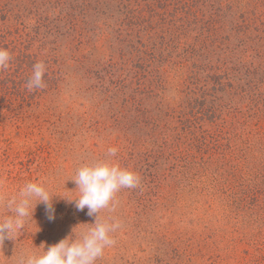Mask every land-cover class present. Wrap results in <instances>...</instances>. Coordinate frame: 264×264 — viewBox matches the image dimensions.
Here are the masks:
<instances>
[{"label": "rangeland", "instance_id": "obj_1", "mask_svg": "<svg viewBox=\"0 0 264 264\" xmlns=\"http://www.w3.org/2000/svg\"><path fill=\"white\" fill-rule=\"evenodd\" d=\"M11 11L0 16V42H13L7 46L10 65L0 69V197L14 195L28 181L44 182L56 197L53 220L37 204L22 234L0 244V264H14L21 249L39 252L44 245L46 250L72 228L79 233L94 222L87 209L78 211L68 201L79 195L72 179L84 164L110 161L111 147L128 158V143L111 119L122 110L123 98L135 96L149 110L158 94L166 104L181 100L175 79L163 93L156 89V98L148 96L147 76L138 88L128 73V63L138 58L128 50L124 57L119 54L117 25L103 16L95 23L80 0H15ZM38 61L46 66V86L30 92L26 82ZM116 63V76L124 80L120 92L105 76ZM98 78L111 90L108 99ZM257 78L263 81L264 69ZM222 97L224 105L229 103L230 96ZM244 102L240 106L247 111ZM241 125L216 148L191 150L198 165L175 166L174 157L184 158L190 135L178 143L169 140L171 147H180L173 158L165 149L163 157L142 163L148 167L141 173L154 177L144 186L151 191L150 203L137 215L116 218L122 225L113 233L116 242L96 264H264V117ZM203 128L212 127L205 122ZM143 152L140 145L135 148L137 156ZM6 215L0 206V220Z\"/></svg>", "mask_w": 264, "mask_h": 264}, {"label": "trees", "instance_id": "obj_2", "mask_svg": "<svg viewBox=\"0 0 264 264\" xmlns=\"http://www.w3.org/2000/svg\"><path fill=\"white\" fill-rule=\"evenodd\" d=\"M14 1L0 0V16L13 14ZM80 1L84 14L95 17V23L103 16L113 26L117 25L119 54L124 57L128 50L138 58L128 63L132 67L128 73L138 88L144 85L147 76L148 96L156 98V89L163 93L171 84L170 79L178 80L175 93L181 96L180 102L175 104L173 99L166 104L167 98H159L158 94L155 108L149 110L141 100L128 95L123 98L122 110L111 116L115 128L128 143L129 154L126 158L117 151L114 157H109L110 161L118 162L144 179L141 186L116 193L119 210L101 213L115 219L126 213L137 215L139 208H146L150 203L151 191L144 186L148 184L147 179H154L150 173H141L144 165L148 167L142 163L152 156L163 157L165 149L170 150V155L167 154L170 158L178 154L180 147H171L169 140L178 143L190 135L185 141L184 158L174 157L175 166L198 165L191 150L214 149L219 141L229 140L241 122L242 128L250 119L261 121L264 117V79L257 78L264 69V0ZM75 28L73 23L71 29ZM3 43L0 42V47L7 48L13 42L4 39ZM116 67L117 63L111 66L114 71H108L105 76L115 79L110 84L117 90L124 80L120 74L116 76ZM99 81L108 99L111 90L104 88V78ZM223 94L230 96L225 105ZM243 101L247 111L240 106ZM205 122L212 127L210 130L203 128ZM131 128L141 135L131 136L134 135ZM139 145L144 152L137 156L135 148Z\"/></svg>", "mask_w": 264, "mask_h": 264}, {"label": "clouds", "instance_id": "obj_3", "mask_svg": "<svg viewBox=\"0 0 264 264\" xmlns=\"http://www.w3.org/2000/svg\"><path fill=\"white\" fill-rule=\"evenodd\" d=\"M12 54L7 48L0 47V69H7L10 65ZM46 66L38 61L32 66V74L26 82L28 91L43 89L46 85L44 76ZM118 149L111 147L107 150L108 157H114ZM76 188L79 195L68 200L75 203L78 211L87 209V215L94 216L93 223L85 230L76 233L71 232L59 242L47 246L43 245L41 251L21 249L16 255L14 264H96L105 252L115 244L113 233L121 227L118 219L102 218V210L114 212L118 205L116 193L124 188H136L140 184L137 173L121 167L118 163L109 160L84 164L76 170ZM53 196L42 181H28L11 196L0 197V206L8 213L0 220V244L5 239L18 238L28 223L33 219V213L37 204H43L49 220L55 218Z\"/></svg>", "mask_w": 264, "mask_h": 264}]
</instances>
